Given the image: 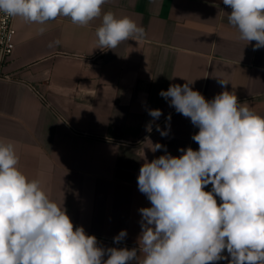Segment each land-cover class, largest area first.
I'll return each instance as SVG.
<instances>
[{
    "label": "crops",
    "instance_id": "crops-1",
    "mask_svg": "<svg viewBox=\"0 0 264 264\" xmlns=\"http://www.w3.org/2000/svg\"><path fill=\"white\" fill-rule=\"evenodd\" d=\"M102 11L131 17L145 38L102 51L94 49L101 19L81 27L65 17L45 25L14 18V49L0 59V138L15 142L20 170L42 181L74 228L100 247L131 249L141 233L138 210L151 206L137 185L143 154L149 162L165 154L153 153L151 142L173 156L199 148L191 138L199 129L159 93L186 79L206 100L235 92L264 116V48L238 39L223 0H108ZM149 109L163 115L153 121ZM169 114L162 137L156 127L165 130ZM121 230L127 237L115 244Z\"/></svg>",
    "mask_w": 264,
    "mask_h": 264
},
{
    "label": "clouds",
    "instance_id": "clouds-1",
    "mask_svg": "<svg viewBox=\"0 0 264 264\" xmlns=\"http://www.w3.org/2000/svg\"><path fill=\"white\" fill-rule=\"evenodd\" d=\"M107 2L0 0V13L39 25L65 17L83 27L101 19L94 49L102 51L141 42L144 28L129 16L103 12ZM223 4L231 8L227 20L238 39L255 41L254 51L264 48V0ZM59 43L51 41L49 47ZM184 80L159 95L199 129L191 137L199 148H181L182 154L173 156L148 140L153 153L164 149L165 154L150 162L142 157L137 185L151 206L138 210V247H100L82 226L74 228L42 181L20 170L15 142L0 138V264H213L228 257V264H264V116L240 103L235 92L224 90L206 100L193 90V81ZM148 115L156 121L163 113L149 109ZM170 121L169 114L165 130L157 125L162 137L169 134ZM146 130L151 132V123ZM209 184L211 191H205ZM126 237L121 230L114 243ZM225 250L228 257L222 255Z\"/></svg>",
    "mask_w": 264,
    "mask_h": 264
},
{
    "label": "built area",
    "instance_id": "built-area-1",
    "mask_svg": "<svg viewBox=\"0 0 264 264\" xmlns=\"http://www.w3.org/2000/svg\"><path fill=\"white\" fill-rule=\"evenodd\" d=\"M14 18L0 13V59L8 57L14 49Z\"/></svg>",
    "mask_w": 264,
    "mask_h": 264
}]
</instances>
